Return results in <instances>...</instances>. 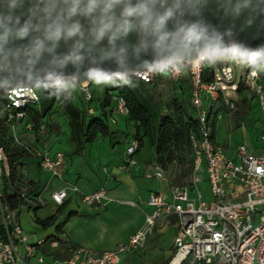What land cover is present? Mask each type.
Returning a JSON list of instances; mask_svg holds the SVG:
<instances>
[{
    "label": "built area",
    "instance_id": "1",
    "mask_svg": "<svg viewBox=\"0 0 264 264\" xmlns=\"http://www.w3.org/2000/svg\"><path fill=\"white\" fill-rule=\"evenodd\" d=\"M239 46L220 49L216 54L200 51L190 63L166 60L159 67L137 70L132 75L154 84L159 71L182 91L183 81L190 80L192 122L189 142L193 165L189 182L174 184L159 162L145 164V176L158 178L166 188L152 190L146 201L152 207L145 214V223L127 241L110 250H94L83 246L65 245L69 255L60 264H121L127 253L145 247L148 236L158 222L171 216L175 219L174 252L168 264L177 256V264H264V154L254 152L248 145H224L215 137L217 122L224 111L234 108L243 87L259 100L264 111V57L250 54ZM88 114H95L93 93L89 84H80ZM111 103L107 117L114 132L126 124L130 108L127 99L110 91ZM41 98L36 85L19 83L0 90V112L12 141L25 149L27 155L11 161L6 145L0 140V264H32L41 246L58 248L62 240L57 235L36 237L24 231L21 211H35L50 200L58 206L78 199L87 209H102L110 199V190L102 180L98 188L84 192L76 183L65 180L69 164L67 148H54L50 143L49 127L45 120L30 117V107H40ZM168 112L167 107L161 114ZM26 122L28 141L20 140L16 126ZM125 138V158L122 167L133 171L140 163L145 147L134 135V128ZM116 129V130H115ZM264 144V132L261 136ZM30 168L47 174L40 186ZM103 170L108 173L107 167ZM109 175V173H108ZM62 184L54 187L55 181ZM208 184L206 197L201 184ZM137 204L136 202H132Z\"/></svg>",
    "mask_w": 264,
    "mask_h": 264
},
{
    "label": "water",
    "instance_id": "2",
    "mask_svg": "<svg viewBox=\"0 0 264 264\" xmlns=\"http://www.w3.org/2000/svg\"><path fill=\"white\" fill-rule=\"evenodd\" d=\"M10 3L0 0V90L90 84L231 46L264 51V0H16L14 12Z\"/></svg>",
    "mask_w": 264,
    "mask_h": 264
},
{
    "label": "trees",
    "instance_id": "3",
    "mask_svg": "<svg viewBox=\"0 0 264 264\" xmlns=\"http://www.w3.org/2000/svg\"><path fill=\"white\" fill-rule=\"evenodd\" d=\"M129 75L132 77L131 82L120 79L122 77L120 75H109L119 78L105 87L103 96L96 97L93 94L95 114H88L82 91L84 107H80L74 101L71 95L72 88L67 81L44 82L40 84V87L37 86L41 98L40 107H30V117L36 121L45 120L49 127L47 114L56 103H59L64 108L68 118L70 140L83 150L86 143H93L100 136L104 137L115 133L110 127L107 117V107L112 99L110 91L115 90L127 99L130 114L126 124L134 128V135L139 138L140 145L145 147V150L150 148L151 153L167 172L168 162L177 160L178 169L173 175L170 173L168 175L174 184L188 183L193 165L192 148L188 133L189 127L195 126V123L192 122L193 115L189 104L190 80L186 78L183 81L182 91H177L174 85L175 96L173 100L163 103L156 92L159 85L157 79L154 84H150L132 74ZM135 80L147 83L152 88L150 90L135 88L132 86ZM247 93L250 92L243 87L239 91L241 97L236 100V102L238 101L237 111L239 113L248 112L250 104ZM164 107H167L168 112L162 115L161 110ZM4 129H6L5 126H0V131ZM0 140L6 145L11 161L27 155L25 149L15 145L13 141L5 140L1 135ZM125 145L126 142H124V147ZM59 211L60 209H57L44 219L36 216V222L44 228L52 226L58 217ZM70 244L77 246L73 243Z\"/></svg>",
    "mask_w": 264,
    "mask_h": 264
},
{
    "label": "rangeland",
    "instance_id": "4",
    "mask_svg": "<svg viewBox=\"0 0 264 264\" xmlns=\"http://www.w3.org/2000/svg\"><path fill=\"white\" fill-rule=\"evenodd\" d=\"M251 55L257 57H264V51H250ZM120 79L131 82L132 77L129 74H121ZM162 72L157 74V81L159 85L156 88L158 97L161 102L166 103L173 100L175 96L174 84L161 80ZM119 77L112 76H98L94 77L89 88L96 97H101L104 94V89L107 85L117 80ZM59 80L67 81L71 86V95L74 101L80 106L84 107L81 90L78 85L68 78H60ZM132 86L140 88L142 90H150L152 86L147 83L140 82L138 80L133 81ZM40 87V85H38ZM244 93V92H243ZM248 100L250 107L248 112H238L237 102H235L234 108L225 110L223 113V119L217 122L215 130L216 140L224 145H236L238 143H244L249 147L258 146V152L264 154V144L261 136L264 132V111L257 98H254L250 93L248 94ZM241 95L238 96L239 100ZM182 98V97H180ZM4 119V115L0 112V120ZM47 122L49 124L50 143L54 148H67L68 154L71 158L70 167L67 170L68 179H90L95 174V167H107L111 165L116 158L120 159L118 162L119 167H122L121 161L123 160V148L125 142V135L130 132V125L126 124L109 136H100L93 143H86L84 149L81 150L76 143L70 140V132L68 127V118L65 114V110L59 103H56L47 114ZM26 122L20 123L16 126V135L20 140L28 141L29 133L24 131ZM6 130V131H4ZM0 131L1 137L5 140L12 142V135L6 128ZM140 160L143 164H150L152 162H158L154 155L151 153L150 148H147L140 155ZM119 161V160H118ZM177 160L168 162V173L174 174L178 169ZM30 172L34 173V169L30 168ZM141 187L149 185L153 178L146 176L141 177ZM204 195L210 197L208 193V184L203 183L200 185ZM52 205H45L41 208L39 214L46 215ZM156 231V230H155ZM160 235V234H159ZM157 234H153L148 237L145 247L142 252H135L129 254L124 264H166L169 258V250H172L173 246V232L172 227L168 226L161 237ZM160 239L159 245H154L156 239ZM165 259H167L165 261ZM165 261V262H164Z\"/></svg>",
    "mask_w": 264,
    "mask_h": 264
},
{
    "label": "crops",
    "instance_id": "5",
    "mask_svg": "<svg viewBox=\"0 0 264 264\" xmlns=\"http://www.w3.org/2000/svg\"><path fill=\"white\" fill-rule=\"evenodd\" d=\"M122 126H125L124 123H121L120 126L117 127L116 132H118V129ZM124 148L123 156L125 158ZM250 148L254 152L262 154L258 152V146L251 145ZM124 158L120 164L123 163ZM118 162H120V159L116 158L111 165L107 166L109 175L101 167H95V174L93 178L90 179L81 178L76 180L71 178L72 180H70L67 177L66 171L65 180L78 184L84 192L95 190L100 186L102 180L107 182L110 190V199L102 209H87L78 199L68 202L63 207L49 200L46 205L52 206L46 215L39 214L41 208L44 206L32 212L27 208L22 209L20 217L26 233L33 234L36 237L57 235L62 240V244L58 248H51L47 244L41 246L38 255H43L45 258V262L41 264H60V261L69 255V251L65 245L66 242L94 250L114 249L118 244L127 241L134 231L144 225L145 214L150 213L152 207L140 202L146 201L152 190L166 188V184L158 178H153L156 180H152L149 185L141 187V182L143 180L140 179L145 176V164L140 160L139 165L133 171L127 172L119 167L120 165H118ZM70 163L71 158L69 156L68 168L70 167ZM32 175L39 179L36 180V182L40 186L45 182L48 176L47 174L37 172L36 169H34ZM61 184L62 182L57 180L54 182V187H58ZM132 202H136L137 204L135 205ZM57 209H60V211L52 226L44 228L36 222V216L44 219ZM174 222L175 219L172 216L167 220L158 222L153 232L148 236L150 237L155 233L161 237L168 226L172 227L173 246L172 250L168 252L170 257L167 258L168 261L166 264H168L174 252ZM159 242L160 239L157 238L154 245H159ZM142 250L137 252H142ZM129 254L133 253L130 252L125 254L121 264H124ZM167 259H165V261ZM31 262L32 264H40L35 257L31 259Z\"/></svg>",
    "mask_w": 264,
    "mask_h": 264
},
{
    "label": "clouds",
    "instance_id": "6",
    "mask_svg": "<svg viewBox=\"0 0 264 264\" xmlns=\"http://www.w3.org/2000/svg\"><path fill=\"white\" fill-rule=\"evenodd\" d=\"M16 7H17V5H16V0H11V3L8 4V8L11 9V10H13V12H14V10L16 9ZM4 19H7V20L10 21V20L12 19V16L9 15L8 13H5V14H4ZM17 22H18V21H17ZM0 27H6V26L4 25V23H3V20H0ZM7 31H8V29L6 28V34H7ZM21 31H22V32H26L27 29H22ZM196 35H199V36H200V39H206L205 36H203V35H201V34H199V33H196ZM196 35L193 36L192 40H186L185 43H188V44L195 43V42H196ZM5 70L8 71V72H12V71H13L12 69H9V68H6ZM93 75H94V74H93Z\"/></svg>",
    "mask_w": 264,
    "mask_h": 264
},
{
    "label": "bare ground",
    "instance_id": "7",
    "mask_svg": "<svg viewBox=\"0 0 264 264\" xmlns=\"http://www.w3.org/2000/svg\"><path fill=\"white\" fill-rule=\"evenodd\" d=\"M179 261V257L177 256L176 258H174L169 264H177Z\"/></svg>",
    "mask_w": 264,
    "mask_h": 264
}]
</instances>
